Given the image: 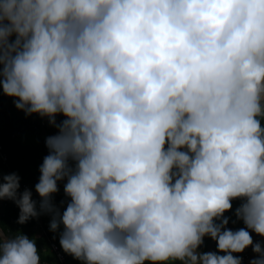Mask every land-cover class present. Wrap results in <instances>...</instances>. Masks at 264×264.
Segmentation results:
<instances>
[{
  "label": "clouds",
  "instance_id": "1",
  "mask_svg": "<svg viewBox=\"0 0 264 264\" xmlns=\"http://www.w3.org/2000/svg\"><path fill=\"white\" fill-rule=\"evenodd\" d=\"M0 89L57 129L39 211L0 175L18 223L51 215L82 264H242L249 247L264 264V0H0ZM0 264H41L36 240L0 229Z\"/></svg>",
  "mask_w": 264,
  "mask_h": 264
},
{
  "label": "trees",
  "instance_id": "2",
  "mask_svg": "<svg viewBox=\"0 0 264 264\" xmlns=\"http://www.w3.org/2000/svg\"><path fill=\"white\" fill-rule=\"evenodd\" d=\"M11 39L14 41L15 35ZM14 100L15 98L4 95L0 89V175L18 174L20 184L28 185L32 191V198L37 203V209H39L41 197L35 191V185L39 182L43 159L49 154L45 140L48 136L57 134V129L49 124L47 117H41L38 114L29 116L17 109ZM56 119L60 122L65 118L60 115ZM43 122L45 124H42ZM66 182V180L59 182V192L53 196L54 203L61 209H64L70 202V198L64 192ZM234 207L236 205L233 203ZM20 214L21 210L13 199L0 200V228L4 235L11 236L22 232L29 238H34L41 254V264H59L56 256L49 250L51 244L47 236L41 235L36 227L37 221L32 217L26 223L20 224L18 223ZM40 218L43 225L50 227L51 215L41 214ZM37 233L38 237H36ZM49 233L53 241L61 247L60 230L57 232L50 230ZM63 252L67 258L68 253L64 250ZM146 264H151V262H146Z\"/></svg>",
  "mask_w": 264,
  "mask_h": 264
},
{
  "label": "crops",
  "instance_id": "3",
  "mask_svg": "<svg viewBox=\"0 0 264 264\" xmlns=\"http://www.w3.org/2000/svg\"><path fill=\"white\" fill-rule=\"evenodd\" d=\"M261 123H262V126H264V120H262ZM233 203L236 205V207L233 208L232 213H230V212L225 213V215L230 218V222L228 224V227L231 228L233 231L238 230L239 228H246L243 221L238 220L237 217L235 216V209L241 205L242 201L237 199V200H234ZM59 208L61 209L60 206H59ZM63 210L64 209H61V211H63ZM248 230L250 231V234L252 235L254 243H260L262 245V247H264V236H260L250 229H248ZM62 231H63V226L61 225L60 233ZM38 236H39V234L37 233L36 237H38ZM49 250L52 254H54L51 249H49ZM199 251L200 252H216V251H218L216 241H214L210 237H205L204 244L201 246ZM219 254L224 255V253H219ZM233 255L239 256L241 258L243 256H245V260H244V262H242V264H251L252 260L258 258V254L253 251L252 247L247 248L243 253H234ZM66 260H67L66 264H68V263L69 264H71V263L82 264V262L80 260H77L76 258H74L70 254L67 255ZM42 264H47V263H42ZM59 264H61V263L59 262ZM173 264H180V262L175 261V262H173Z\"/></svg>",
  "mask_w": 264,
  "mask_h": 264
},
{
  "label": "built area",
  "instance_id": "4",
  "mask_svg": "<svg viewBox=\"0 0 264 264\" xmlns=\"http://www.w3.org/2000/svg\"><path fill=\"white\" fill-rule=\"evenodd\" d=\"M42 124H45V123L43 122ZM26 189H30L27 184H25V183L20 184L19 193H23ZM37 210L39 211V209H37ZM40 217H41V215H39L38 217H33L37 221L36 227L39 229L41 235L47 236V238L51 244V250L55 254L56 259L61 264H66L65 253L63 252L61 247L53 241V238L50 236V233H49L50 227L43 225L40 221V219H41ZM244 260H245V256L242 257V262H244Z\"/></svg>",
  "mask_w": 264,
  "mask_h": 264
}]
</instances>
